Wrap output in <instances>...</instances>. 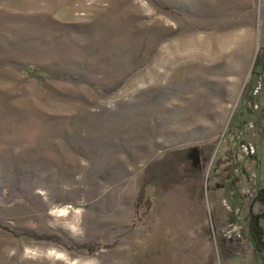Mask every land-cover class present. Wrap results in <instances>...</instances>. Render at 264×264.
<instances>
[{"label": "rangeland", "instance_id": "1", "mask_svg": "<svg viewBox=\"0 0 264 264\" xmlns=\"http://www.w3.org/2000/svg\"><path fill=\"white\" fill-rule=\"evenodd\" d=\"M263 74L264 0H0V264L240 263Z\"/></svg>", "mask_w": 264, "mask_h": 264}, {"label": "crops", "instance_id": "2", "mask_svg": "<svg viewBox=\"0 0 264 264\" xmlns=\"http://www.w3.org/2000/svg\"><path fill=\"white\" fill-rule=\"evenodd\" d=\"M213 209L215 211L214 222L216 223V226L218 229L217 235L223 236L224 239H225V237H228V239H230V235H233V234H231L233 229L229 228L230 227L229 225L228 226L225 225V222L220 221V219H219L220 213L218 210H216V206H214ZM229 222L234 223V224L236 223V221L234 219L230 220ZM261 226L264 228V222L261 223ZM235 229H236L235 230L236 234H234L233 237H234V239L238 238L240 240V238H241V227L238 226ZM248 235H249V231H248ZM245 237L247 238V245H248V248L246 250L247 253L243 254L240 252V253L232 254V255H235L237 258H240V263L238 261H235L233 264H262L263 255L255 252L250 236L247 237V235L245 234ZM224 239H222L221 242H223ZM238 239H235V240L237 241ZM224 264H226V261H224Z\"/></svg>", "mask_w": 264, "mask_h": 264}, {"label": "trees", "instance_id": "3", "mask_svg": "<svg viewBox=\"0 0 264 264\" xmlns=\"http://www.w3.org/2000/svg\"><path fill=\"white\" fill-rule=\"evenodd\" d=\"M33 72L36 73L37 71L33 70ZM262 80L264 84V74ZM263 196L264 188L258 191L256 198L257 202L264 208ZM261 221L264 222V210L261 213L251 215L247 222V227L255 252L263 254L262 264H264V228L260 224Z\"/></svg>", "mask_w": 264, "mask_h": 264}, {"label": "flooded vegetation", "instance_id": "4", "mask_svg": "<svg viewBox=\"0 0 264 264\" xmlns=\"http://www.w3.org/2000/svg\"><path fill=\"white\" fill-rule=\"evenodd\" d=\"M262 222H263V221H261V223H262ZM261 223H260V224H261ZM262 255H263V254H262ZM262 259H263V258H262ZM262 261H263V260H262Z\"/></svg>", "mask_w": 264, "mask_h": 264}]
</instances>
